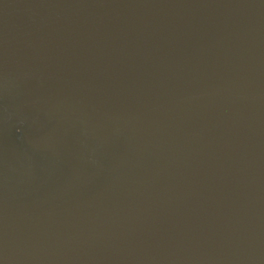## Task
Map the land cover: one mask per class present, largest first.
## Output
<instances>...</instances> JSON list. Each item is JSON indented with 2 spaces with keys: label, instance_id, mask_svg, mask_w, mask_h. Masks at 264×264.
I'll list each match as a JSON object with an SVG mask.
<instances>
[{
  "label": "water",
  "instance_id": "1",
  "mask_svg": "<svg viewBox=\"0 0 264 264\" xmlns=\"http://www.w3.org/2000/svg\"><path fill=\"white\" fill-rule=\"evenodd\" d=\"M0 264H264V0H0Z\"/></svg>",
  "mask_w": 264,
  "mask_h": 264
}]
</instances>
